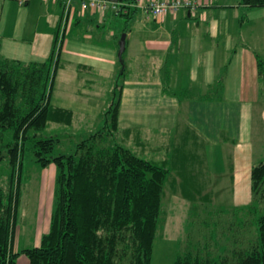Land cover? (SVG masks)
Masks as SVG:
<instances>
[{
	"label": "trees",
	"instance_id": "1",
	"mask_svg": "<svg viewBox=\"0 0 264 264\" xmlns=\"http://www.w3.org/2000/svg\"><path fill=\"white\" fill-rule=\"evenodd\" d=\"M242 2L251 8H264V0ZM119 14L127 18L124 31L128 32L131 18L127 13ZM58 37L57 34L55 44ZM55 44L51 56L43 62H23L0 55V264H17L21 255L28 258L29 264H151L164 221L163 200L168 188L191 203L195 213L201 207L206 209L207 219L199 222L206 229L218 226L211 218L214 215L231 214L235 219L228 225L230 246L227 244L222 252L212 251L210 242L217 236L213 230L205 235L209 242L203 248L190 232L173 264H264V160L252 166L248 203L212 211L209 143L191 126L182 131L178 125L181 136L166 137L159 146H152L144 137H140L142 145H129L131 134L139 128L122 129L119 123L128 75L125 60L124 68L120 63L110 104L102 114V128L82 139L75 152L53 153L59 138L46 136L44 131L53 123L67 125L74 120V111L51 104L60 67ZM257 64L262 103L264 57L257 55ZM164 92L177 98L191 93H171L166 86ZM10 130L13 140L5 142ZM221 139L230 141L226 132H221ZM110 141L114 143L110 145ZM27 152L42 169L55 164L54 202L49 230L42 235L40 246L15 252L21 175ZM150 152L161 153V159L150 158ZM229 160L232 173V158ZM3 164L9 173L3 172ZM191 227L200 226L193 220Z\"/></svg>",
	"mask_w": 264,
	"mask_h": 264
},
{
	"label": "crops",
	"instance_id": "2",
	"mask_svg": "<svg viewBox=\"0 0 264 264\" xmlns=\"http://www.w3.org/2000/svg\"><path fill=\"white\" fill-rule=\"evenodd\" d=\"M68 1L0 0V55L23 62L48 60ZM149 1H118L119 12L131 18L120 127L139 128L129 145H142L140 137L150 139L153 130L163 143L166 137H180L188 125L208 141L209 149L215 143L225 144L223 158L238 195L251 185L254 128L264 120L257 64V55L264 57V8H251L242 0H193L194 9L155 17L147 8ZM70 3L74 9L61 50L55 53L60 67L51 92V104L74 111L73 123L65 126L102 116L121 70V32L107 31L119 12L111 5L105 13L83 11L81 0ZM138 27L142 34L136 32ZM149 69L153 74L143 76ZM164 86L171 93L192 96L165 95ZM221 132L227 133L229 142L222 141ZM49 168L55 171L54 165ZM40 244L35 238L33 246ZM17 264L29 260L21 255Z\"/></svg>",
	"mask_w": 264,
	"mask_h": 264
},
{
	"label": "rangeland",
	"instance_id": "3",
	"mask_svg": "<svg viewBox=\"0 0 264 264\" xmlns=\"http://www.w3.org/2000/svg\"><path fill=\"white\" fill-rule=\"evenodd\" d=\"M126 21L127 18L116 15V19L109 22L107 31L117 29V31L120 30V34L122 35L125 33ZM136 29L137 33H143L139 27ZM153 70L154 69L145 70L142 75H152ZM111 89H113V86H111ZM106 109L107 107H105L104 111ZM103 123L104 118L102 115L97 119L79 120L71 126L52 124L44 131V134L46 136H57L59 138V142L56 144L53 152L55 155L70 154L75 152L77 144L82 139L101 129L104 125ZM256 124L258 128H254L256 133L252 143L254 148L252 160L254 163L264 160V141H262L264 138V120ZM149 138L152 146H159L162 143L158 131L153 130L152 137ZM4 140L5 142L13 140L12 130L7 132V137H5ZM113 143L114 141L109 142L110 145ZM225 149L226 145L224 144L223 146L222 143H215L211 145L209 149L211 157L210 172L212 171L211 187L214 191V202L212 206H210V209L215 212L220 209L227 210L233 207L235 201L241 205L248 203L251 199L250 183L247 185L248 187H246V189L239 190L238 195L233 192L230 174L226 167V160L225 157L223 158L226 151ZM149 157L160 160L161 153L150 152ZM51 165L55 166V164H50V166ZM44 169L34 162L32 154L27 152L21 175L20 202L13 244V250L15 252L24 247H32L34 239L38 238V241L39 239L41 241L42 235L49 230L54 202L56 166L54 172L52 168L49 167H47L46 170ZM2 170L3 172L7 171V173L10 171L4 164ZM167 192V196L165 200H163L164 214L161 219H164V221L161 223L159 234L155 240L151 264H173L178 252L184 247L186 235L190 232L193 234L195 241L201 242L200 246L203 248L205 244L209 242L205 240V235L209 236V233L213 230V234H217L215 239L213 238L210 242L214 254L222 252V250L227 247V244L230 246L228 239L232 234L228 229V225L235 220L231 214L222 215L220 217H215L216 215L212 216L211 218L214 222L218 223L217 229L215 227L214 229L213 227L206 229L199 223L207 219L208 214L206 209L201 207L199 211L195 213L196 211L194 212L191 203L184 200L180 195L171 193L169 188ZM192 219L197 221V225L200 227L192 229ZM38 229L39 232L37 235ZM41 231L43 233L39 235Z\"/></svg>",
	"mask_w": 264,
	"mask_h": 264
},
{
	"label": "built area",
	"instance_id": "4",
	"mask_svg": "<svg viewBox=\"0 0 264 264\" xmlns=\"http://www.w3.org/2000/svg\"><path fill=\"white\" fill-rule=\"evenodd\" d=\"M29 0H19L20 3H24ZM72 0H69L66 4L64 15L61 20V28L59 32L58 42L56 45V52L59 53L63 45V38L69 23V19L73 12L74 6L72 5ZM112 6V9L116 12L122 10L121 4L109 2L107 0H81L80 7L83 11L87 9H94L98 12L105 13L109 6ZM147 8L152 12L155 17H162L168 13L177 12L183 8L194 9L196 4L193 0H150L147 4Z\"/></svg>",
	"mask_w": 264,
	"mask_h": 264
},
{
	"label": "water",
	"instance_id": "5",
	"mask_svg": "<svg viewBox=\"0 0 264 264\" xmlns=\"http://www.w3.org/2000/svg\"><path fill=\"white\" fill-rule=\"evenodd\" d=\"M112 2H118L119 0H109ZM126 40H127V33H123L119 40V51H118V58L120 63L122 64V68L125 67V61L123 58L124 52L126 50Z\"/></svg>",
	"mask_w": 264,
	"mask_h": 264
}]
</instances>
